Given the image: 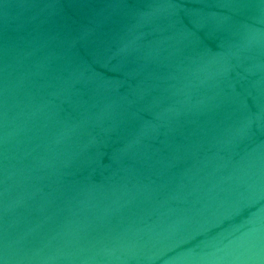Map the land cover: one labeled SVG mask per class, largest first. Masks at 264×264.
<instances>
[{"label":"water","instance_id":"1","mask_svg":"<svg viewBox=\"0 0 264 264\" xmlns=\"http://www.w3.org/2000/svg\"><path fill=\"white\" fill-rule=\"evenodd\" d=\"M0 264H264V0H0Z\"/></svg>","mask_w":264,"mask_h":264}]
</instances>
